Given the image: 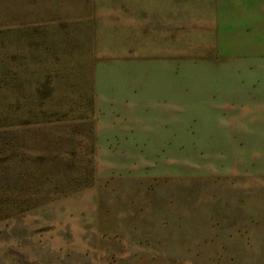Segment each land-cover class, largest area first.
Returning a JSON list of instances; mask_svg holds the SVG:
<instances>
[{
	"label": "rangeland",
	"instance_id": "rangeland-1",
	"mask_svg": "<svg viewBox=\"0 0 264 264\" xmlns=\"http://www.w3.org/2000/svg\"><path fill=\"white\" fill-rule=\"evenodd\" d=\"M0 264H264V0H0Z\"/></svg>",
	"mask_w": 264,
	"mask_h": 264
}]
</instances>
